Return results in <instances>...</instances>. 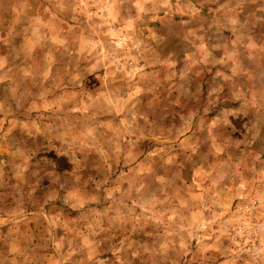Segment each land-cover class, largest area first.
I'll return each mask as SVG.
<instances>
[{"label": "rangeland", "instance_id": "rangeland-1", "mask_svg": "<svg viewBox=\"0 0 264 264\" xmlns=\"http://www.w3.org/2000/svg\"><path fill=\"white\" fill-rule=\"evenodd\" d=\"M0 264H264V0H0Z\"/></svg>", "mask_w": 264, "mask_h": 264}]
</instances>
